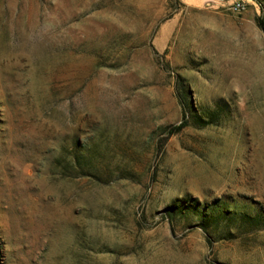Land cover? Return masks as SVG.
Returning a JSON list of instances; mask_svg holds the SVG:
<instances>
[{"label":"rangeland","instance_id":"374dc122","mask_svg":"<svg viewBox=\"0 0 264 264\" xmlns=\"http://www.w3.org/2000/svg\"><path fill=\"white\" fill-rule=\"evenodd\" d=\"M234 1L0 0V264H264V0Z\"/></svg>","mask_w":264,"mask_h":264},{"label":"trees","instance_id":"16d2710c","mask_svg":"<svg viewBox=\"0 0 264 264\" xmlns=\"http://www.w3.org/2000/svg\"><path fill=\"white\" fill-rule=\"evenodd\" d=\"M259 25H260V27L262 28V30L264 31V18H260V19H259ZM188 124H189L188 121H186V122H183V123H181V124H179V125L173 126V127L171 128V130L169 131V135H173V134H175V133L181 131V130H182L183 128H185ZM165 211H166V213H167L168 215H170L171 217H173V216L176 214V212L178 211V209H177L176 206H168V207L165 209ZM204 227L207 229L206 225H204ZM206 229H205V230H206Z\"/></svg>","mask_w":264,"mask_h":264},{"label":"built area","instance_id":"2783aa9c","mask_svg":"<svg viewBox=\"0 0 264 264\" xmlns=\"http://www.w3.org/2000/svg\"><path fill=\"white\" fill-rule=\"evenodd\" d=\"M232 8L236 11H241L245 8V4L242 1L236 0L232 3Z\"/></svg>","mask_w":264,"mask_h":264}]
</instances>
